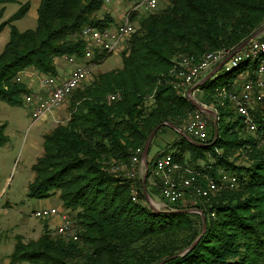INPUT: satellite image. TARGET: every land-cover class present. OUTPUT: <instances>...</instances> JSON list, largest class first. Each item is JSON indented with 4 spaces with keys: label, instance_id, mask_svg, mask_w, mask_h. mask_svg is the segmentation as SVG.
I'll return each mask as SVG.
<instances>
[{
    "label": "trees",
    "instance_id": "trees-1",
    "mask_svg": "<svg viewBox=\"0 0 264 264\" xmlns=\"http://www.w3.org/2000/svg\"><path fill=\"white\" fill-rule=\"evenodd\" d=\"M9 1L0 0V6ZM103 2L40 0L35 28L22 32L13 22L27 14L29 3L7 20L0 7V33L10 27L0 52V101L23 105L20 96L30 93L17 81L23 71L56 76L55 59L81 57L85 43L80 29L113 23L107 13L96 17ZM263 25L264 0H168L165 7L141 16L121 53V67L98 74L71 93L67 121L44 135L43 153L32 167L28 198L58 194L77 225L78 240L66 241L44 225L35 241L16 237L9 264H264V100L250 109L255 136H242L246 128L241 117L231 102L218 97L222 89L232 92L238 80L244 81L240 74L253 79L259 63L264 65V53L230 71L220 68L197 88L216 114L204 141L177 135L171 151L159 153L171 154L180 165L186 155L188 162L203 161L202 167L196 164L198 171L215 180L220 171L230 173L235 189L198 198L194 207L176 204L158 211L143 193L160 196L157 181L147 189L158 154L147 163L143 188L141 177L129 179L110 170L114 163L129 172L135 151H144L156 127L167 123L179 128L180 120L197 110L170 84L177 61H199L217 51L231 54ZM109 96L117 98L109 101ZM3 128L0 146L7 142ZM162 128L168 127L156 134ZM238 151L247 165L236 163Z\"/></svg>",
    "mask_w": 264,
    "mask_h": 264
},
{
    "label": "built area",
    "instance_id": "built-area-1",
    "mask_svg": "<svg viewBox=\"0 0 264 264\" xmlns=\"http://www.w3.org/2000/svg\"><path fill=\"white\" fill-rule=\"evenodd\" d=\"M105 3L109 4L110 2L105 0ZM159 9H161L160 0H137L123 14L121 21L116 25H110L106 28H97L91 25L82 27L78 36L85 43L83 55L81 57L72 55L60 58L71 65L69 74L64 77L38 75L37 88L22 96V103L29 110L31 119L34 122L41 121L45 115L61 106L67 97L88 78L93 60L101 61L103 57L114 54L127 45L130 35L136 30L135 24L131 21L133 13L146 14ZM263 53L264 37L260 40H251L247 47L233 55L227 51H217L203 55L199 61L184 57L176 62L171 73L170 84L178 94L192 100L190 88L214 66L228 59L221 68L230 71L247 59L260 58ZM246 78L247 76L243 73L239 75V79L244 80L239 91L229 92L222 89L219 91L218 97L231 102L236 113L241 117L246 130L254 132L255 125L250 109L252 104L264 100L263 61L255 70L253 79L247 80ZM17 81L20 79L17 78ZM116 98L117 96H109L108 100L113 101ZM178 129L192 139L204 141L208 135L206 114L200 110L194 111L189 114L187 120ZM140 153L141 150H136L132 159V166L135 167L140 163L138 157ZM177 170L178 167L173 162L171 154H161L155 159L154 174L156 177L158 176V181H160V196L166 203L165 207L182 200L184 192L188 189H192L195 196L207 199L221 189L232 190L237 187L236 178L224 171H221L215 180L200 172H192L186 177H181L176 175ZM131 174L133 177V173ZM200 180L204 185L197 183ZM135 193L133 191V196ZM33 216L38 219L58 217L60 224L55 229L56 235L63 237L66 241L78 240L77 230L75 231V226L66 211L62 212L53 207L43 208L34 211Z\"/></svg>",
    "mask_w": 264,
    "mask_h": 264
},
{
    "label": "rangeland",
    "instance_id": "rangeland-1",
    "mask_svg": "<svg viewBox=\"0 0 264 264\" xmlns=\"http://www.w3.org/2000/svg\"><path fill=\"white\" fill-rule=\"evenodd\" d=\"M37 1L39 0H10L6 4L1 5L0 7H4L3 20H7L9 17H11L19 9L21 4L28 2L30 5V10L23 18L13 22V25L20 32L28 29H34L36 26V19L34 18L33 15V8H34V4ZM118 1H120V4L124 3L126 8L127 7L129 8L137 0L128 1V2L125 0H118ZM109 2H111L116 7L118 6L116 0L114 1L109 0ZM166 3L167 0H160L161 8L165 7ZM107 5L108 4H106L104 0L101 11L98 12L96 15L97 18L104 16L106 13L111 17L112 15H114L113 13L115 9H111ZM122 11H124L122 10V7H119V10L117 11L118 15L122 14ZM133 14H135V16L134 19L132 18V22L135 24V27L137 29L139 18L145 14L140 12H136ZM113 21H116L117 23L119 20L117 18H114ZM256 33L259 34L253 40L262 39L264 37V25ZM9 35H10V27L6 26L0 33V52L3 50V47L7 43L9 39ZM126 47L127 45L124 46L122 50L115 52L114 54L108 55V57L100 64L92 66L90 69V74L88 76L89 79L87 78L82 83L81 86L91 82L94 79V77L100 73H104L120 68L121 53L126 49ZM54 64L56 70L61 69V67L63 68L65 66L67 67L66 65L67 63L60 58L55 59ZM26 71L28 72L32 71L30 72V74L32 73L35 74L31 79H34V81L36 80V84H37V77L40 74L34 69H28ZM26 71H23L18 75V78L20 79L21 82L25 81L24 78H26L25 77V74L27 73ZM195 85L192 86L193 88L192 87L191 88L192 90L197 91L196 94L197 100L200 101L203 105H205L203 102L202 92L201 91L198 92L197 90L199 85L197 84ZM22 96L23 95L20 96L21 100H22ZM68 99L69 97L60 106V108L62 109L60 113V118L62 119V121L54 124L51 119L47 121L34 122L29 115V110L26 107H24V105L10 106L0 101V126H4L3 135L4 137L7 138V142L3 146H0V264H9L11 260V255L14 251V246L16 243L17 236H20L24 242L35 241L42 235L44 225H47L48 228L51 229V231L54 230L55 232L54 234H56L55 229L57 225L60 224V220L58 223L56 217H52L48 219H38L33 216V213L36 210L49 208V207L56 208L57 210L61 208L59 211L65 212L63 210L62 203L58 198V194L48 199H42V200L30 199L27 196V188L30 182H32L34 178V172L32 170V167L35 164L37 158H39L43 153L44 135L48 134L56 125L64 124L69 117L68 107L70 100ZM190 101L192 103L197 104V102L195 101L192 100ZM255 105L256 104H252L251 109H253ZM188 116L189 114L185 118L181 119L180 123H178V126L183 125V123L187 120ZM207 121H208V132H209L210 131L209 123L216 122V114L215 116H212V119L207 118ZM255 132L256 129L254 132H249L246 129H244L241 135L255 136ZM177 135L179 134L176 133L175 130L171 128H164V129L162 128L161 131H159L157 134L156 133L154 134L149 144L150 149L148 156L146 153L145 160H143L142 158L143 151L141 149H137V150H141V153L138 156L140 161L139 164L135 165V167L132 166L133 164L132 162L133 158H132L129 165L131 166V170L128 172V171H124V168L122 170L121 169L122 166H118L113 163V165L110 166L111 172L125 176L129 179H135L141 177L142 188H143L145 186L144 181L146 176L143 171L141 172V175L140 174L138 175V172H140L142 169L140 168V166L143 167V165H145V167H148L147 163L150 162L155 157V155L157 154L158 156L161 155L157 153V151H169V150L171 151V149L168 150V147L177 139ZM158 139H161L160 143H158L159 141ZM161 143H163V145ZM148 157L150 159H148ZM235 157L238 158V161H236L237 164H242V165L248 164L247 159L244 157V154L241 153L240 151L236 153ZM186 159L187 161H185L186 162L185 165L176 164L178 167L176 175H179L181 177H186L188 174L192 172H200L198 171L197 169L198 167L196 164L198 163L199 167H202L205 164V162L203 161H198L197 163L188 162V155H186ZM207 161L211 163L212 159L208 158ZM131 173H133V177L131 176L132 175ZM152 174H154V169L152 171ZM157 177H156L158 182L157 184L159 186L160 181H158ZM148 180L149 183L147 185H149L150 182L152 181L150 178ZM197 183L201 185L202 182L200 180ZM221 190H226V189H221ZM219 191H217L211 196H214ZM190 192L193 193V190L192 189L186 190L184 192V196L182 200L178 201L173 205L177 204L176 206L194 207V202L198 200L199 197L195 196L194 194H191ZM133 197L136 199V193ZM148 197H149V201L147 202L149 203V205H152V208H154L155 210L161 211V210L170 209V207H172V205H168L166 206L168 208H166L164 206L166 205V203L164 202L163 204L161 203V205H157L156 202H153V200L150 199L151 195H148ZM135 199L132 200L135 201ZM191 212H196V211H191ZM68 217L71 220V222L74 224L76 231L77 225L73 222V220L69 215ZM17 264H32V263L23 261Z\"/></svg>",
    "mask_w": 264,
    "mask_h": 264
},
{
    "label": "crops",
    "instance_id": "crops-1",
    "mask_svg": "<svg viewBox=\"0 0 264 264\" xmlns=\"http://www.w3.org/2000/svg\"><path fill=\"white\" fill-rule=\"evenodd\" d=\"M114 1V0H113ZM117 1V3H118V6L116 7L115 5H113L111 2L107 5L108 7H110L111 9H115L114 10V15H112V19H114V18H117L119 21L116 23V21H113V23L112 24H110V25H116V24H118L120 21H121V18H122V16H123V14L129 9L128 7L126 8V6L124 5V3H121L120 4V1H118V0H116ZM39 2H40V0L39 1H37L35 4H34V8H33V15H34V18L36 19L37 18V8H38V5H39ZM120 5V6H119ZM119 7H122V10H124V11H122V14H120V15H118V13H117V11L119 10ZM124 7V8H123ZM109 9V8H108ZM29 10H30V8H29ZM113 16H115V17H113ZM67 65V67L65 66L64 68L63 67H61V69H58L57 70V74H56V76L57 77H64V76H66V75H68L69 74V72H70V70H71V65H69L68 63L66 64ZM220 64H218L217 66H214L208 73H206L203 77H201L195 84H197V85H199L200 83H202L207 77H208V75H210L212 72H214L212 75H211V77L218 71L217 70V68H218V66H219ZM93 66H95V65H93ZM31 69V68H30ZM27 73L25 74V77L26 78H24L25 79V81L23 82L26 86H27V88H29L30 89V91H33V90H35V86H36V80L34 81V79H31L35 74L34 73H32V74H30V72H32V71H30V72H28V71H26ZM210 77V78H211ZM27 79V80H26ZM89 79V78H88ZM207 80V79H206ZM205 80V81H206ZM241 83H242V81L241 80H238V82L237 83H235V88L232 90V91H239V89H240V85H241ZM194 84V85H195ZM196 86V85H195ZM193 88V87H192ZM192 88H190V92H191V94H192V101H195V102H197V104H199L200 106H202V107H204V108H207L209 111H211L212 113H215L214 111H213V108H212V106L211 105H209L208 107L207 106H205V105H203L200 101H198L197 100V97H196V94H197V91H194V90H192ZM32 89V90H31ZM198 90V89H197ZM198 92H199V90H198ZM61 108H60V106L58 107V108H56V109H54V110H52L51 112H49L47 115H45L44 117V119H42L41 121H47V120H49V119H51L52 121H53V124L54 123H58V122H61L62 121V119L60 118V113H61ZM211 116H213V114H210ZM37 122H39V121H37ZM159 141H158V143H160L161 142V139H158ZM153 143H154V141H153ZM162 145H163V143H161ZM162 151H157V153H161ZM156 153V154H157ZM148 156V155H147ZM156 156V155H155ZM148 159H150L149 157H148ZM140 168H142L141 169V171L140 172H138V175L140 174L141 175V172L143 171L144 173H145V171H146V167H145V165H143V167H141L140 166ZM150 179L152 180L151 182H150V184L148 185V190H150L152 187H153V184L157 181V179H156V177L154 176V174H152V176L150 177ZM149 181V180H148ZM149 183V182H148ZM151 200H153V202H156L157 203V205H161V203L163 204V200H161V197L159 196V195H151V198H150ZM49 208H52V207H49ZM61 209V208H60ZM60 209H58V210H60ZM56 219L58 220V223H59V219H58V217H56Z\"/></svg>",
    "mask_w": 264,
    "mask_h": 264
},
{
    "label": "water",
    "instance_id": "water-1",
    "mask_svg": "<svg viewBox=\"0 0 264 264\" xmlns=\"http://www.w3.org/2000/svg\"><path fill=\"white\" fill-rule=\"evenodd\" d=\"M258 34H259V33H255V34H254V35H253L248 41H246L243 45H241L238 49H236L233 53H231V55H233V54H235V53L241 51V50H242V49H243V48H244V47H245V46H246L251 40H253ZM227 60H228V59H226L225 61H223V62L218 66L217 70H219ZM213 73H214V72H212L210 75H208V77H207L206 79H209ZM206 79H205V80H206ZM205 80H204L203 82H205ZM203 82H202V83H203ZM202 83H200L199 86H200ZM193 105L196 107L197 110H200V111L204 112V113L207 114V115L213 114V116H215L214 113H212L211 111L207 110L206 108L200 106L199 104L193 103ZM162 126H166V127H168V128H171V129L175 130L176 133H178L179 135L184 136L189 142H192L191 139H190L187 135H185L184 133H182L178 128H176V127H174V126H172V125H170V124H167V123H166V124H162V125L156 127V128L151 132V134L149 135L148 140H147V142H146V145H145V147H144L143 155H142L143 160H145L146 153H147V150H148V146H149V144H150V142H151V140H152L154 134H155V133H156V132H157ZM146 168H147V167H146ZM143 180H144V179H143ZM143 193H144L145 196H146V200L149 201V197H148V195H147L145 189L143 190ZM150 206L152 207V205H150Z\"/></svg>",
    "mask_w": 264,
    "mask_h": 264
}]
</instances>
